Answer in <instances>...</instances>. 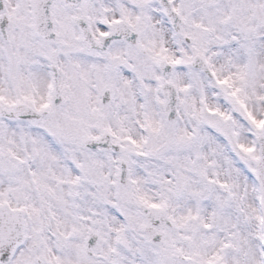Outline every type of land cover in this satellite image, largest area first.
Here are the masks:
<instances>
[{"label":"snow or ice","instance_id":"6c2138e0","mask_svg":"<svg viewBox=\"0 0 264 264\" xmlns=\"http://www.w3.org/2000/svg\"><path fill=\"white\" fill-rule=\"evenodd\" d=\"M0 264H264V0H0Z\"/></svg>","mask_w":264,"mask_h":264}]
</instances>
